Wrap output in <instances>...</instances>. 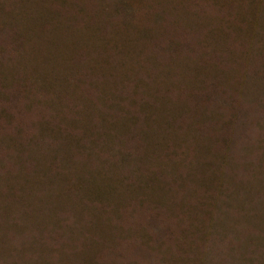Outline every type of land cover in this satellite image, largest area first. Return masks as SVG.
<instances>
[{
    "label": "trees",
    "instance_id": "trees-1",
    "mask_svg": "<svg viewBox=\"0 0 264 264\" xmlns=\"http://www.w3.org/2000/svg\"><path fill=\"white\" fill-rule=\"evenodd\" d=\"M0 264H264V0H0Z\"/></svg>",
    "mask_w": 264,
    "mask_h": 264
}]
</instances>
